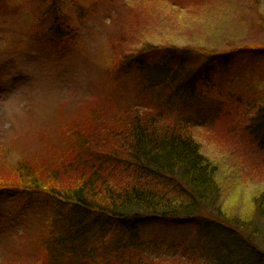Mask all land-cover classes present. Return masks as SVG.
Segmentation results:
<instances>
[{"label": "rangeland", "instance_id": "374dc122", "mask_svg": "<svg viewBox=\"0 0 264 264\" xmlns=\"http://www.w3.org/2000/svg\"><path fill=\"white\" fill-rule=\"evenodd\" d=\"M55 1L0 0V163L17 166L59 143L64 122L82 119L77 114L85 112L86 103L109 105L108 92L129 80L117 74L119 58L128 52L149 45L173 48L175 55L185 51L181 74L200 66L205 52L239 50L228 67L202 65L217 93L198 85L185 94L204 118L193 134L217 166L218 202L183 224L142 222L138 232L147 241L157 238L186 250L198 264L211 263L214 254L223 264H264V227L249 223L254 200L264 192V115L256 117L264 101V0H73L81 12L69 5L66 13L77 35L59 59L43 39L52 36L54 16L47 9ZM251 48L263 51L251 54ZM151 56V64L162 59ZM219 91L239 98L236 111ZM136 95L130 89L119 97L138 104ZM8 140L20 141L17 149ZM48 205L47 197L0 190V264L40 262L38 239L48 225ZM218 218L238 221L243 233L224 230Z\"/></svg>", "mask_w": 264, "mask_h": 264}, {"label": "trees", "instance_id": "16d2710c", "mask_svg": "<svg viewBox=\"0 0 264 264\" xmlns=\"http://www.w3.org/2000/svg\"><path fill=\"white\" fill-rule=\"evenodd\" d=\"M57 1L47 9L54 16L48 27L52 36L43 39H49L59 59L67 51L64 46L77 35L66 11L72 5L81 12V6L73 0ZM144 47L119 58L117 74L129 76L130 81L123 79L108 92L109 105L86 103L85 112L77 114L82 119L64 122L59 143L44 147L17 166L0 163V190L50 199L48 209L44 208L48 225L38 239V264H198L174 244L142 239L138 227L149 221L177 226L218 202L217 166L202 154L193 134L204 118L191 94H185L198 85L217 93L207 73L201 72L202 65L228 67L239 50L205 52L200 66L195 63L179 74L181 61L188 56L185 51L175 55L173 48ZM260 51L249 49L251 54ZM154 54L162 59L151 64L148 58ZM130 89L137 93L138 104L119 97ZM219 94L236 111L239 98L231 91ZM112 96L115 99L110 101ZM261 103L256 117L264 115ZM8 141L13 149L20 143ZM253 210L249 223L258 221L264 227V192L254 200ZM43 214L45 220L47 214ZM215 221L237 236L243 233L236 220ZM210 260L204 264H223L216 254Z\"/></svg>", "mask_w": 264, "mask_h": 264}]
</instances>
